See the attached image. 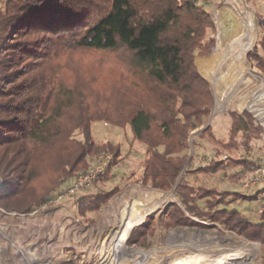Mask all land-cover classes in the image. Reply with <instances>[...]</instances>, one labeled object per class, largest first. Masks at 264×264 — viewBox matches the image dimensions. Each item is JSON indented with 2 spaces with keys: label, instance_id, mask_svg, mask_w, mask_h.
<instances>
[{
  "label": "trees",
  "instance_id": "16d2710c",
  "mask_svg": "<svg viewBox=\"0 0 264 264\" xmlns=\"http://www.w3.org/2000/svg\"><path fill=\"white\" fill-rule=\"evenodd\" d=\"M222 1L0 0V174L6 183L0 211L35 214L88 171L95 156L112 154L114 167L95 182L110 187L81 190L61 202L72 207L80 222L94 225L103 206L131 182L163 191L176 186L183 209L174 203L165 212L160 219L166 229L207 228L195 220L202 218L262 243L264 249V203L257 224L233 207L239 200L254 202L259 192L240 193L234 186L241 187L245 174L264 166V147L257 145L264 128L238 107L237 113L244 112H229L228 139L219 138L211 123L193 137L191 158L189 153L191 133L205 124L214 104L211 84L196 67V58L215 46L217 25L211 13ZM255 15L260 40L247 57L264 72V13L256 10ZM59 44L71 52L125 51L132 74L145 77H135L131 84L124 79L112 90L117 100L100 94L90 79L69 85L63 77H46L48 58L63 54ZM96 122L129 127L132 146H143V158L132 166L120 144L98 142L92 133ZM251 144L256 158L231 154ZM123 161L125 169L116 174L113 169ZM221 173L232 187L211 184ZM196 174L206 180L188 177ZM153 223V217L146 218L127 244L139 245ZM258 264H264V252Z\"/></svg>",
  "mask_w": 264,
  "mask_h": 264
},
{
  "label": "rangeland",
  "instance_id": "374dc122",
  "mask_svg": "<svg viewBox=\"0 0 264 264\" xmlns=\"http://www.w3.org/2000/svg\"><path fill=\"white\" fill-rule=\"evenodd\" d=\"M219 7L212 12L215 26L217 25L215 46L208 55L196 58V67L211 84L214 104L205 124L191 133L190 158L193 156V137L204 131L209 123H213L219 138L228 139L232 123L229 112H236L238 107L247 109L244 111L250 112L255 117V124L264 128L260 121V119L264 120V72L258 69L256 61H251L247 57L260 40L255 12L257 10L264 13V2L263 0L249 2L225 0L224 3L223 0ZM253 36L254 43L251 46ZM59 47L63 54L58 58H48V62L43 66L42 74L46 77L53 75L63 77L69 85L90 79L93 87L100 91V94L112 95L113 100L119 97L112 90L121 85L124 79L131 84L134 83L135 77H145L141 74H132L128 65L130 58L125 51L71 52L69 49H62L60 44L56 46ZM261 54L264 55V52ZM243 112L236 113L241 115ZM213 114L217 115L214 117L215 120H212ZM92 133L98 142L109 140L114 144H120L123 156L132 166L136 165L141 156L143 158V146L138 144L132 146V131L129 127L121 129L96 122L92 125ZM239 138L240 141L243 140ZM257 145L264 147V139L257 141ZM207 147L211 150L212 145L208 144ZM252 147V144L248 149L240 145L239 153L233 151L231 154L256 158L259 155L253 154ZM108 155L112 156V154ZM199 162L201 163L202 160H198L197 164ZM125 165L126 162L123 161L113 171L119 174L123 172ZM197 176L203 181L206 180L202 174L188 177L194 180ZM226 176L221 173L210 182L228 189L232 185ZM0 177L2 181L0 188H3L6 184L5 179L2 174ZM110 186L108 182L95 183L90 189L94 193ZM148 189L161 190L131 182L103 206L94 225L80 222L81 220L74 215L72 207L66 203L63 205L59 201L52 204L49 202L47 207L31 216L6 214L0 211V264H7L9 260L15 264H111L110 258L114 256L116 245L112 242L102 244V239H105L108 233L107 229L100 230L103 214L113 200L122 195L130 196L132 190L143 192ZM234 189L239 190L240 193L244 192L239 185L234 186ZM174 190L176 186L170 191L161 190L170 193L171 197L146 217H153L154 223L148 227L147 236H140V244L134 247L127 244V241L138 225L130 228L123 248L143 258L136 263L130 261L129 264H219L221 261L222 264H258L264 252L262 243L250 241L238 232L227 230L220 223L195 218L201 225H207V228L178 226L166 229L160 219L165 212L169 211L174 203L183 209ZM86 192L89 193L90 190ZM130 204L135 208V199L131 198ZM259 205L255 201L239 200L233 207L242 212L250 222L257 224L260 223Z\"/></svg>",
  "mask_w": 264,
  "mask_h": 264
},
{
  "label": "bare ground",
  "instance_id": "6f19581e",
  "mask_svg": "<svg viewBox=\"0 0 264 264\" xmlns=\"http://www.w3.org/2000/svg\"><path fill=\"white\" fill-rule=\"evenodd\" d=\"M260 121L264 125V120L260 119ZM170 197V193H164L161 190L148 189L143 192L132 190L130 196L122 195L110 203L103 214L100 230H108L106 238L102 239L103 245L109 242L116 245V250L113 252L114 256L110 258L111 264H129L130 261L136 263L143 258L135 256L123 248L127 234L132 226L142 225L146 217L156 211ZM131 198L136 201L135 208L130 204ZM219 264H222V261Z\"/></svg>",
  "mask_w": 264,
  "mask_h": 264
},
{
  "label": "built area",
  "instance_id": "2783aa9c",
  "mask_svg": "<svg viewBox=\"0 0 264 264\" xmlns=\"http://www.w3.org/2000/svg\"><path fill=\"white\" fill-rule=\"evenodd\" d=\"M93 166L88 171L81 172L70 185L66 186L62 193L53 202H62L63 199L74 195L75 193L90 189L95 182L106 172L108 167H114L113 157L108 154H101L95 157ZM261 163L264 162V155L261 157ZM203 164L205 162L202 161ZM242 189L246 194H250L258 190L255 202L264 203V166H259L251 173L244 175L242 180Z\"/></svg>",
  "mask_w": 264,
  "mask_h": 264
},
{
  "label": "crops",
  "instance_id": "0c3cea01",
  "mask_svg": "<svg viewBox=\"0 0 264 264\" xmlns=\"http://www.w3.org/2000/svg\"><path fill=\"white\" fill-rule=\"evenodd\" d=\"M222 2H223V1H222ZM224 3H225V0H224ZM218 8H220V7H218ZM218 8H217V9H218ZM215 10H216V9H215ZM213 11H214V10H213ZM213 11H212V12H213ZM211 14H212V13H211ZM212 17H213V15H212ZM213 20H214V17H213ZM214 23H215V20H214ZM215 24H216V23H215ZM217 28H218V27H217ZM219 115H220V114H219ZM215 116H217V115H214V114H213V118H212V120H215V119H214ZM212 120H211V121H212ZM230 126H231V125H230ZM214 131H215V129H214ZM229 131H230V130H229ZM215 133H216V132H215ZM241 188H242V186H241ZM242 190H243V189H242Z\"/></svg>",
  "mask_w": 264,
  "mask_h": 264
},
{
  "label": "water",
  "instance_id": "95a60500",
  "mask_svg": "<svg viewBox=\"0 0 264 264\" xmlns=\"http://www.w3.org/2000/svg\"><path fill=\"white\" fill-rule=\"evenodd\" d=\"M209 124H210V123H209ZM209 124L207 125V127L209 126ZM207 127H206V128H207ZM2 189H3V188H0V191H1Z\"/></svg>",
  "mask_w": 264,
  "mask_h": 264
}]
</instances>
